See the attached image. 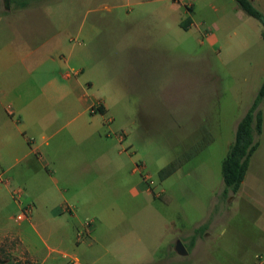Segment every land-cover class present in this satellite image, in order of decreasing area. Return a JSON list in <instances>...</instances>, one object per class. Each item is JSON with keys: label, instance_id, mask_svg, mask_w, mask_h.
Masks as SVG:
<instances>
[{"label": "rangeland", "instance_id": "obj_1", "mask_svg": "<svg viewBox=\"0 0 264 264\" xmlns=\"http://www.w3.org/2000/svg\"><path fill=\"white\" fill-rule=\"evenodd\" d=\"M90 1L94 9L105 2ZM108 1L121 8L114 14L90 11L81 15L79 22L98 26L89 40L63 38L60 45L36 49L34 57L42 55L43 63L36 67L40 68L32 77L45 69L59 73L63 67L64 72L75 75L76 70L61 67L51 56L57 60L63 55L70 58L73 45L76 50H84L80 56L86 64L82 65L88 64L100 77L101 81L94 80V89L107 97L110 113L115 117L111 137H116L114 130L125 137L123 147L133 155L134 162L125 164L121 159L123 166L109 172L111 179L97 181L93 189L67 191L69 202L74 204L70 207L72 213H77L78 218H72V213L67 211L64 218L51 223V229L69 231L75 242L69 247L80 245L81 250L85 249L90 264H247L253 250L247 245L251 242H247L259 236V211L237 204L239 197L246 194V186L239 195L222 196L224 182L218 167L221 168L235 140L238 122L264 80L261 22L237 10L236 0H210L198 5L193 14L196 23L192 32L181 43L177 34H167L164 39L161 28L154 26L150 31L154 20L141 18L137 0ZM253 3L259 8L256 1ZM79 5L84 2L80 0ZM138 23L145 30L139 41ZM75 27L69 30L73 36L78 26ZM205 30L219 36L217 44L206 41L200 44L198 40L202 37H196V33ZM62 34L65 37L64 30ZM148 45L152 46L154 59L147 55ZM145 54L146 59L138 62V56ZM81 77L85 78L86 74ZM3 88L0 82V96ZM260 107L264 126V103ZM1 108L0 129L17 130ZM257 139L260 147L251 158L250 170L255 186L249 191L256 200L264 202L259 195L264 189V130ZM116 143V139H110L112 153ZM170 166H175V172L164 178L162 170ZM133 168L135 174L131 173ZM5 169L6 165L0 164L3 180L0 181V227L21 229L26 241L35 242L37 214L42 210L50 213L53 208L50 202L55 196L59 201L64 200L61 194L64 191L56 190L48 179L41 181L31 191V196L39 201L35 207L20 182L12 185L11 191L6 190L3 185L10 180L12 172L5 173ZM25 177L38 184L34 181L35 172ZM16 179L20 180L18 175ZM133 187L138 192L132 191ZM219 187L221 194L214 197ZM16 188H22L21 196L13 194ZM27 204L33 206L31 219L18 222L15 216ZM208 215L210 224L219 225L213 229L211 239L204 235L209 226L202 233L195 230ZM38 228L42 230L41 225ZM191 233H195L200 249L188 256L178 254L177 241L181 240L189 249ZM19 244V239L12 235L0 238V259L5 261L0 264L18 259L15 251ZM122 249V253L116 251Z\"/></svg>", "mask_w": 264, "mask_h": 264}, {"label": "crops", "instance_id": "obj_2", "mask_svg": "<svg viewBox=\"0 0 264 264\" xmlns=\"http://www.w3.org/2000/svg\"><path fill=\"white\" fill-rule=\"evenodd\" d=\"M79 1L10 0V8H7L5 0H0V82L4 84L0 106L1 110H4L5 117L11 120V124L17 126V130L14 131H9L8 128L0 129V164L6 165L5 173L12 172L10 180L3 186L11 191V186L20 182L25 187L24 193L31 196V191H35L41 181L48 179L56 186V190L64 191L61 193L64 200L59 201L55 196V199L50 202L53 207L50 213L47 214L42 210L37 214L36 235L39 242L30 239L26 241V236L21 229L9 230L5 226L0 227V238L12 235L19 239L20 244L15 251L18 256L16 260L23 262L90 264L85 256V249L81 250L80 245L74 248L69 247L71 243H75L69 231L51 229V223L60 221L67 211L73 212L70 207L73 208L74 204L69 202L70 199L66 196L67 191L93 189L97 181L105 182L111 179L112 174L109 172L123 166L120 164L121 159L125 164L134 162L133 155L123 147L125 137L122 138L116 130H114L116 137H111L110 132L113 130L111 123L115 121V117L110 113L111 106L107 97L94 89V80L101 81L100 77L90 70L92 68L89 69L88 64L83 67L86 63L80 53L84 50H76L73 45L70 58L63 55L57 60L56 57L51 56V60L61 67L66 66L76 70L75 75L64 72L63 67L62 72L59 73L52 69H45L32 77V73L38 72L40 68L36 67L43 63L42 55L34 57L36 49L38 51L42 47L60 45L63 38L65 41L66 38H69V41L73 38L87 41L93 36L98 26L96 23L79 22L82 14L90 11L114 14L115 10L121 8V6L112 5L108 0L95 9L90 5V0H81L84 2L81 6ZM137 1L141 18L154 20V25H150V31H153L154 26L161 28L164 39L167 34L171 36L177 34L181 38V43H184L189 37L187 35L192 32L193 24L196 23L193 14L198 5L210 0ZM252 1H256L259 9L264 12V0ZM235 8L242 10L238 3ZM183 23L187 25V28L183 26ZM141 25L138 23V41L145 35ZM72 26L77 28L74 36L69 31ZM56 30L59 32L57 33ZM63 30L65 37L62 34ZM30 34L34 37L30 38ZM23 35L24 37L26 35L27 39ZM200 35L202 37L198 40L200 44L206 41L210 45H215L219 41V36L210 30L196 33V37ZM78 44L82 45L81 42ZM150 45L145 50L147 55L154 59ZM87 54L89 55V52ZM147 55L138 56V62L146 59ZM84 74L86 77H81ZM5 101H8L7 105ZM204 131H207V128H204ZM204 134L207 135L208 131ZM110 139L112 141L116 139L118 142L115 144L113 153L109 146ZM211 140L215 141L214 138ZM251 161L250 159L245 179L237 192L239 195L246 186V194L239 197L237 204L241 203V205L253 207L254 211L255 209L259 211V236L247 242H251L250 246L247 245L253 250L250 251L252 255L246 263L264 264V202L256 200L249 191L255 186L250 178ZM218 168L222 173V166ZM32 172H35L37 176L34 177V181H38L37 185L25 177ZM41 173L42 176H40ZM131 173L135 174L136 168H133ZM17 175L20 178L19 181L16 179ZM131 190L138 192L137 187ZM221 191L222 187H219L214 197H219ZM259 195L264 199V189ZM30 198L36 207V202L39 203L38 199L32 196ZM207 217V220L198 225L195 230L196 232L201 228L205 230L209 226L204 235L211 239L213 229L219 225L210 224L211 217L209 215ZM72 218H78L77 213H72ZM65 222L70 223L68 220ZM30 224H32L31 221ZM32 225L35 226V224ZM39 225L42 230H39ZM203 230L199 232L202 233ZM224 232L225 229L221 230V234ZM93 237L95 238V235ZM189 238L188 254L184 256L195 253L201 247L195 240V233L193 235L191 233ZM76 243H79L77 238ZM116 251L122 253L124 249Z\"/></svg>", "mask_w": 264, "mask_h": 264}, {"label": "trees", "instance_id": "obj_3", "mask_svg": "<svg viewBox=\"0 0 264 264\" xmlns=\"http://www.w3.org/2000/svg\"><path fill=\"white\" fill-rule=\"evenodd\" d=\"M239 7L249 16L259 20L263 26L262 37L264 40V12L260 10L252 0H236ZM187 28V25L183 23ZM264 103V81L262 82L257 96L248 108L246 114L239 121L234 142L230 145L228 153L222 164V177L224 188L223 197L230 193H237L245 179L250 159L258 149L260 142L257 139L263 132V112L261 104ZM180 164V163H179ZM175 166L162 170V176L168 177L175 172ZM230 197V196H229ZM203 230L197 229V232ZM7 264H34L29 261H9Z\"/></svg>", "mask_w": 264, "mask_h": 264}, {"label": "built area", "instance_id": "obj_4", "mask_svg": "<svg viewBox=\"0 0 264 264\" xmlns=\"http://www.w3.org/2000/svg\"><path fill=\"white\" fill-rule=\"evenodd\" d=\"M0 181H3L2 177H1V174H0ZM12 192H13L14 195L21 196V194L23 193V190H22V188H16ZM32 212H33V206L31 204H27V205L21 207V210L15 216V219L18 222L30 220Z\"/></svg>", "mask_w": 264, "mask_h": 264}, {"label": "water", "instance_id": "obj_5", "mask_svg": "<svg viewBox=\"0 0 264 264\" xmlns=\"http://www.w3.org/2000/svg\"><path fill=\"white\" fill-rule=\"evenodd\" d=\"M5 5L7 8H10V0H5ZM175 249H176L177 253L180 255H187L188 254V250L185 248V246L181 240L177 241V243L175 245ZM0 262L4 263L5 261L0 259Z\"/></svg>", "mask_w": 264, "mask_h": 264}]
</instances>
